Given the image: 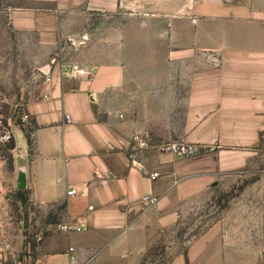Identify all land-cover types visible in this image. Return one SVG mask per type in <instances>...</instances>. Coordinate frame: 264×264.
Returning a JSON list of instances; mask_svg holds the SVG:
<instances>
[{
    "label": "crops",
    "instance_id": "0c3cea01",
    "mask_svg": "<svg viewBox=\"0 0 264 264\" xmlns=\"http://www.w3.org/2000/svg\"><path fill=\"white\" fill-rule=\"evenodd\" d=\"M9 1L0 32L39 49L43 78L11 167L0 154V264H139L217 190L264 175V0ZM175 140L198 153L159 148ZM257 204L235 200L167 264H264Z\"/></svg>",
    "mask_w": 264,
    "mask_h": 264
},
{
    "label": "rangeland",
    "instance_id": "374dc122",
    "mask_svg": "<svg viewBox=\"0 0 264 264\" xmlns=\"http://www.w3.org/2000/svg\"><path fill=\"white\" fill-rule=\"evenodd\" d=\"M9 0H0L7 4ZM18 2V1H16ZM20 2V1H19ZM0 32V119L4 123L11 122L15 125L27 127L28 122L23 123L21 116L26 112V104L32 95L34 85L42 78V72L34 63L39 54L38 48L26 47L3 27ZM1 134V129H0ZM18 142L20 139H16ZM13 144L0 141V154L4 156L6 167H11L10 152L8 147ZM261 185L257 190H250L249 185ZM14 191L11 198L28 200L29 195L25 191ZM256 200L257 207L251 211L256 212V220L264 219V175L259 173L253 175L242 174L235 186L227 190H217L209 199L206 208L192 209L185 217L184 223L175 234V238L165 242H158L151 246L143 255L139 264H167L175 252L180 251L185 243L199 235L202 230L218 220L220 217L235 213V200ZM259 201V202H258ZM264 221V220H263ZM264 228V224H260ZM259 227V224H256ZM183 235V239L182 236ZM167 243L170 249L167 248Z\"/></svg>",
    "mask_w": 264,
    "mask_h": 264
},
{
    "label": "built area",
    "instance_id": "2783aa9c",
    "mask_svg": "<svg viewBox=\"0 0 264 264\" xmlns=\"http://www.w3.org/2000/svg\"><path fill=\"white\" fill-rule=\"evenodd\" d=\"M62 71L64 75L68 76H79V75H85L89 72V70L78 64V63H62L61 64ZM45 78L49 79V75L45 73ZM68 120H70V116L67 115ZM21 121L23 123L29 121V114L27 112L23 113L21 116ZM0 141L2 142H8L14 138V131L11 127V122L8 121V124L4 123L2 119H0ZM134 145L140 148L148 149L153 147V143L149 137L136 135L134 138ZM159 148L164 151H169L171 153H175L180 156H193L198 153L199 146L196 143L186 142V141H168L166 143H163L159 145ZM158 172H155L153 177L157 175ZM145 200L148 201V203L153 204L156 200L154 197H145ZM73 264V263H72Z\"/></svg>",
    "mask_w": 264,
    "mask_h": 264
},
{
    "label": "water",
    "instance_id": "95a60500",
    "mask_svg": "<svg viewBox=\"0 0 264 264\" xmlns=\"http://www.w3.org/2000/svg\"><path fill=\"white\" fill-rule=\"evenodd\" d=\"M24 187H25V185H23L22 182L19 180V182H18V188H24Z\"/></svg>",
    "mask_w": 264,
    "mask_h": 264
}]
</instances>
